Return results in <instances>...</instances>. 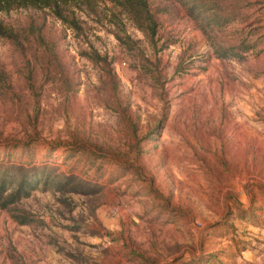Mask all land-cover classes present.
<instances>
[{
  "label": "rangeland",
  "instance_id": "374dc122",
  "mask_svg": "<svg viewBox=\"0 0 264 264\" xmlns=\"http://www.w3.org/2000/svg\"><path fill=\"white\" fill-rule=\"evenodd\" d=\"M144 2L152 33L114 0L0 11V176L38 167L0 264H264V0L208 37Z\"/></svg>",
  "mask_w": 264,
  "mask_h": 264
},
{
  "label": "trees",
  "instance_id": "16d2710c",
  "mask_svg": "<svg viewBox=\"0 0 264 264\" xmlns=\"http://www.w3.org/2000/svg\"><path fill=\"white\" fill-rule=\"evenodd\" d=\"M69 0H0V11L9 10L15 7H48L52 10L56 17L66 21L65 15L62 12L63 6ZM90 1V0H85ZM117 3L125 6L131 13L136 23L149 32L154 31V20L145 8L144 0H114ZM184 7L186 14L189 15L195 22L196 26L206 35L207 32L221 30L231 21L240 18V11L236 5V0H178ZM11 29L3 25L0 21V34L7 35ZM206 37H208L206 35ZM210 38L213 52L216 56L224 58L233 56H241L246 50L250 49L252 43L247 38H240L233 41H228L223 38ZM223 39V40H222ZM8 168L15 174L11 180H6L0 176V208H7L14 204L21 196L28 195L33 189L38 179L33 180L29 176L33 175L38 167L26 166L24 164H9ZM0 168L2 166L0 165ZM68 177V176H67ZM23 216L13 215L18 222L28 221L25 214Z\"/></svg>",
  "mask_w": 264,
  "mask_h": 264
}]
</instances>
